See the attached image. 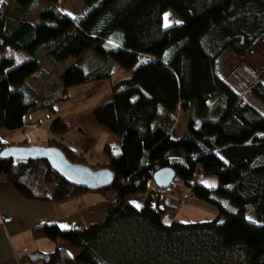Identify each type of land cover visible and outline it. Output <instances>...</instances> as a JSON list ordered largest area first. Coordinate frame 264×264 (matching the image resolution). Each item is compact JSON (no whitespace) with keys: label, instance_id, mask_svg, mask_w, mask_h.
Masks as SVG:
<instances>
[{"label":"trees","instance_id":"trees-1","mask_svg":"<svg viewBox=\"0 0 264 264\" xmlns=\"http://www.w3.org/2000/svg\"><path fill=\"white\" fill-rule=\"evenodd\" d=\"M58 1L0 0V134L23 129L25 118L37 111L55 114L57 105L70 99V88L111 79L116 64L128 75L113 82L112 97L89 113L95 125L120 138L105 147L107 163H92L56 138L47 144L73 163L112 170L108 187L69 183L47 159L0 155V178L26 198L63 202L97 190L108 200L102 220L83 230L55 223L35 228V237L66 244L27 259L264 264V112L247 101L253 94L264 104V80L238 92L219 71L225 52L245 60L263 42L264 0H82L76 17L62 11ZM37 10L40 22L33 23L29 19ZM167 10L183 22L165 27ZM47 58L53 71L69 59L74 63L38 93L28 79L50 78L53 71L42 65ZM178 109L187 113L188 123L176 137ZM50 132L62 136L67 126L55 118ZM10 145L0 137V153ZM20 145L29 146L30 139ZM166 167L218 216L164 224L165 190L157 188L153 176ZM197 171L216 176L218 186L194 182ZM135 195H147L143 207L129 201ZM68 247L81 251L73 256Z\"/></svg>","mask_w":264,"mask_h":264},{"label":"crops","instance_id":"crops-1","mask_svg":"<svg viewBox=\"0 0 264 264\" xmlns=\"http://www.w3.org/2000/svg\"><path fill=\"white\" fill-rule=\"evenodd\" d=\"M71 59L67 60L60 67L63 72L65 68L74 63L67 64ZM51 62V58H47L43 62V68L47 71L46 63ZM58 76V77H59ZM28 79L29 84L32 85ZM44 84L53 83L51 78L41 80ZM105 80L87 83L81 86H76L85 90L87 97L99 85L104 84ZM73 87V88H76ZM44 85L40 88H35L38 93L46 90ZM70 94V93H69ZM71 99V96H70ZM69 99V100H70ZM68 100V101H69ZM66 101V102H68ZM87 112L92 111H56L55 114L47 110L37 111L25 118V124L38 123L39 128L33 130H24V134L30 131H41L48 137L56 138L65 145L75 149L78 153L86 155L91 160H96L95 151L97 148H102L106 156L105 160L98 162L107 163V155L105 147L108 144H118L120 138L116 135H111L105 128L94 125ZM61 118L67 126V132L62 136H55L50 132V125L44 128L46 123H50L55 118ZM17 131L3 130L0 134L2 138H8L11 133ZM37 134L36 140L31 141L30 145H40L41 141L37 139L40 133ZM116 136V137H114ZM37 141V142H35ZM47 146V145H46ZM153 187V186H151ZM158 191V189H156ZM141 198H146L147 195H140ZM108 202L100 191H89L81 198L63 202H55L52 200L29 199L21 195L6 179L0 178V264H43V262H32L27 259V255L33 252L53 253L47 250L51 246V241L47 238L35 237L33 231L35 228L44 225L55 223L61 229H79L83 230L95 223H98L104 217V207ZM67 225V227H62ZM75 247H68L71 252Z\"/></svg>","mask_w":264,"mask_h":264},{"label":"rangeland","instance_id":"rangeland-1","mask_svg":"<svg viewBox=\"0 0 264 264\" xmlns=\"http://www.w3.org/2000/svg\"><path fill=\"white\" fill-rule=\"evenodd\" d=\"M11 2L12 0H8ZM59 8L70 15L71 17L79 16L82 12L84 3L82 0H59L58 1ZM40 15L41 11L37 10L32 17L29 19L33 23L40 22ZM167 15V21L165 20V16ZM183 21L181 18L172 10H167L164 14V25L167 23V27L181 24ZM166 27V26H165ZM89 55H84V59L87 60ZM73 60L71 59L67 64L72 63ZM53 64L50 62L46 63V68L49 71H53ZM62 67L55 69L50 76L51 80H57ZM115 74L111 79H107L104 81V84L99 85L96 89H94L90 95L87 97L85 94V90L81 88H70L69 93L71 99L68 102H63L57 105L58 111H92L94 110L99 104L103 101L108 100L112 97V84L116 80L120 78H124L128 75V73L121 68L118 64L114 66ZM219 71L222 76L225 77L227 82L231 84L238 92H245L248 88L255 83L257 79L264 80V40L263 42L245 59V60H237L232 53L225 52L219 59ZM35 88H40L43 85L46 87L47 83L44 84L42 81L37 79H30L29 80ZM247 101L256 107L259 111L264 112V104L259 100L255 95L250 94L247 97ZM44 111V110H42ZM87 116L90 118V112H87ZM177 118V125L174 130V135L178 137L182 132L186 130L187 123H188V115L184 113L181 109H178L175 113ZM92 122V120L90 119ZM93 123V122H92ZM94 124V123H93ZM50 123H46L44 128H47ZM95 125V124H94ZM39 126L24 127V130L29 129H37ZM23 130V131H24ZM43 130V128H42ZM41 131H37L40 133L39 141H41V146H46L49 143V140L52 137H48ZM23 131H17L11 133V136L5 138L8 142H12V145L16 146H23L20 145L23 141L27 138V136H31V141L36 140L37 133L36 131H30L28 134H24ZM113 135V134H111ZM116 137V136H114ZM118 138V136H117ZM37 142V141H35ZM95 158L96 160H91L92 163H103L98 162V160L102 159L105 160L106 156L104 154V150L101 148H97L95 151ZM83 155V154H82ZM86 157V155H83ZM89 158V157H86ZM194 182L200 183L205 185L208 188H215L218 186V178L212 175H205L200 171H197L195 177L193 179ZM157 186V185H156ZM159 189V187L157 186ZM165 193L163 194L164 199V206L167 207V211L162 215V222L166 225L171 224L174 221H181V222H199V221H207L212 220L218 216V212L212 205H209L201 200L194 198L190 191L182 187L180 180H174L171 185V190L164 189ZM97 191V190H95ZM176 192L178 194L181 193H188L190 195L189 200L184 204V206H179L178 198L172 194V192ZM129 201L132 202L134 205H140L139 208L143 207V200L140 195L129 196ZM162 205V206H163ZM51 246L48 247V251L54 252L56 248L62 247L66 244V242L59 238L57 240H51ZM81 248H73L70 252L71 255L77 256Z\"/></svg>","mask_w":264,"mask_h":264},{"label":"water","instance_id":"water-1","mask_svg":"<svg viewBox=\"0 0 264 264\" xmlns=\"http://www.w3.org/2000/svg\"><path fill=\"white\" fill-rule=\"evenodd\" d=\"M5 159L35 161L47 159L52 168L67 182L90 189L108 187L114 179L112 170L108 168L94 169L89 165L71 162L64 152L54 146H16L10 145L0 153ZM176 177L175 169L166 167L154 173L153 180L160 189H171Z\"/></svg>","mask_w":264,"mask_h":264},{"label":"built area","instance_id":"built-area-1","mask_svg":"<svg viewBox=\"0 0 264 264\" xmlns=\"http://www.w3.org/2000/svg\"><path fill=\"white\" fill-rule=\"evenodd\" d=\"M33 124H34V126H39L38 123L25 124V126L27 125V127H31ZM25 126H24V127H25ZM172 194H173L174 196H176V198H178L177 200H178V204H179L180 207H181V206H184V204H185V203L187 202V200H189V198H190V195H189L188 193H181V194H178V193H176V192L174 191V192H172Z\"/></svg>","mask_w":264,"mask_h":264},{"label":"snow or ice","instance_id":"snow-or-ice-1","mask_svg":"<svg viewBox=\"0 0 264 264\" xmlns=\"http://www.w3.org/2000/svg\"><path fill=\"white\" fill-rule=\"evenodd\" d=\"M165 20L167 21V15L165 16ZM165 26L167 27L168 25H167V23L165 24ZM137 207H140V205H136ZM62 227H67V225H62Z\"/></svg>","mask_w":264,"mask_h":264}]
</instances>
